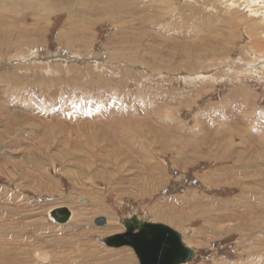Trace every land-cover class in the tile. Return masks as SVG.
<instances>
[{"label":"rangeland","instance_id":"rangeland-1","mask_svg":"<svg viewBox=\"0 0 264 264\" xmlns=\"http://www.w3.org/2000/svg\"><path fill=\"white\" fill-rule=\"evenodd\" d=\"M32 1L38 15L13 6L0 16V253L15 244L31 259L0 264H140L133 248L104 244L134 215L179 232L196 253L188 264H264L263 234L227 229L264 222V200L253 199L264 192L254 184L264 177V17L237 0H170V13L121 20ZM122 124L135 126L134 142ZM235 150L249 172L238 184ZM236 199L245 207L233 217ZM56 207L71 213L65 226L77 213L83 222L65 228L69 246H59Z\"/></svg>","mask_w":264,"mask_h":264},{"label":"bare ground","instance_id":"bare-ground-1","mask_svg":"<svg viewBox=\"0 0 264 264\" xmlns=\"http://www.w3.org/2000/svg\"><path fill=\"white\" fill-rule=\"evenodd\" d=\"M36 1V0H35ZM41 2H42V5H41V8L42 9H44V10H48L49 12H48V14L50 13V12H54V10H56V11H59V10H61V9H66V8H68V9H71V10H73L74 12L77 10V11H81L82 9L81 8H88V9H90V10H93L92 11V14H95L96 12H97V10H94L93 8H96V9H98V10H102L101 12H99V15L100 16H109V15H114V16H117L118 14H121L122 16H118L119 18H120V20L121 19H123V18H127V17H136V14L137 13H139V14H141L142 16H146V17H154L153 16V14H157L158 15V17L159 16H162L161 14L163 13V12H165V11H168V13H170L171 11H172V9L173 8H171V1L170 0H40ZM130 2L131 1V4L128 6V7H130V10L129 11H127V12H125V10H124V3L125 2ZM237 1H239L237 4L238 5H241V6H243V7H245L249 12H250V15H253V16H255V17H259V16H261L262 15V17H264V14H262V12L264 13V0H247V1H245V3H243V0H237ZM36 2H38V1H36ZM1 3H3V5L1 6V8H0V16H3V15H5V16H8L9 14H10V12H11V10L12 11H15V9H13L12 7L13 6H17V9H19V7H22V9H25V8H29V9H34V1H32V0H20V2H17V1H15V0H12V2H10V3H8V2H1ZM39 3V2H38ZM170 4V5H169ZM178 4V3H177ZM208 5H209V3H208ZM229 5H230V7H237V6H232L231 5V3H229ZM228 5V6H229ZM77 7H79L78 9H77ZM173 7V6H172ZM240 8H242V7H240ZM17 9H16V11H17ZM137 9H139V11L137 12ZM189 9V8H188ZM232 9V8H231ZM35 10V9H34ZM150 10H153V13H151L150 12ZM185 11H186V9H184ZM227 10H229V9H227ZM21 11V10H20ZM37 10H35V12H36ZM40 11V10H39ZM38 11V12H39ZM184 11V12H185ZM4 12V13H3ZM141 12V13H140ZM183 12V10L181 11V12H178L179 14L178 15H183V14H185ZM186 12H188V11H186ZM234 12H235V14H237V13H240L241 12V10L239 9V7H237V9L236 10H234ZM188 13H190V12H188ZM188 13H186L184 16H187V15H189V16H192V14H188ZM226 13V12H225ZM234 14V13H233ZM242 14V13H241ZM245 14V13H244ZM36 15H38L37 14V12H36ZM45 15V14H44ZM243 15V14H242ZM138 17V16H137ZM168 17V16H167ZM195 17V16H194ZM240 17V16H239ZM238 17V18H239ZM235 18V17H234ZM145 17H143V19H142V21L145 23ZM245 19V20H244ZM175 20V19H174ZM240 21H243L244 23H246V22H248L249 24H250V26H252V27H250V28H252V29H257V30H259V27L261 26V25H258V24H256V25H254L251 21H249V20H246V18H244V17H242V20H240ZM168 22V21H167ZM218 22V21H217ZM239 22V21H238ZM257 22V21H256ZM123 24H124V22H123ZM169 23H162V26H161V29H167V25H168ZM248 26V25H247ZM259 26V27H258ZM212 27V26H211ZM251 29V30H252ZM263 29V28H262ZM259 31H261V29L259 30ZM120 32V31H119ZM263 35H264V33H262ZM258 37V36H257ZM257 37H254V38H257ZM257 40H258V38H257ZM258 41H262V39H260V40H258ZM261 45V44H260ZM124 50V49H123ZM212 51H214V50H212ZM135 55V54H134ZM125 61V60H124ZM28 69V68H27ZM130 77V76H129ZM8 79V78H7ZM10 79V78H9ZM4 80L6 81V76H4ZM8 81V80H7ZM15 90V89H14ZM113 90V89H112ZM121 90V89H120ZM255 110V109H254ZM69 117V116H68ZM128 128H130V130L128 131ZM133 128H135V126L132 124V127L130 126V124L128 125V126H126V125H124L123 126V124H122V126H119L118 127V129H121V136H122V138L124 139L125 137V139L127 140H131V141H133L134 142V138H135V136H134V134L132 133V129ZM150 134V133H149ZM158 135V134H157ZM226 137V136H225ZM153 138V137H152ZM157 138V137H156ZM234 138V137H233ZM91 140V139H90ZM45 141V140H44ZM234 140H232V142H231V145H235L234 144V142H233ZM38 142V141H37ZM159 142V141H158ZM230 144V143H229ZM115 146V145H114ZM236 146V145H235ZM229 148V147H228ZM234 148V147H233ZM228 150V149H227ZM226 150V151H227ZM118 152V151H117ZM119 153H121V152H119ZM118 153V154H119ZM123 153V152H122ZM224 153V152H223ZM225 155H227L226 153L224 154V156ZM242 156V151H241V153L239 152V151H237V150H235L234 151V155H233V157H231V158H229V159H232V162H233V166H232V168H231V171H232V174L234 175V184H238L237 183V181H239V176L240 175H243L244 176V174L245 173H247V176H248V174H249V172H248V166H245L244 164H243V162H241V160L244 158V157H241ZM144 158V157H143ZM223 159H224V157H222ZM225 158H228V157H225ZM259 159H261V161H262V163L261 162H259V163H261L262 165H263V169H264V157H259ZM96 162V161H95ZM107 162V161H106ZM146 162V161H145ZM158 167V166H157ZM80 168V167H79ZM262 168V167H261ZM43 170V169H42ZM79 171V170H78ZM81 171V170H80ZM114 172V171H113ZM160 172V171H159ZM158 174H160V173H158ZM154 175V174H153ZM73 176V175H72ZM210 177V176H209ZM77 178V177H76ZM160 178V177H159ZM221 179V178H220ZM256 186H258V187H260V188H264V177L262 176V178H261V180L259 181V183L258 184H256V183H254ZM236 186V185H235ZM238 186H240V185H238ZM242 189H244V194H248V195H246V197H247V199H249L250 198V195H249V193H250V190H251V188L249 187V186H244V187H241ZM3 189V188H2ZM152 189V188H151ZM6 193V195H8L7 197H8V200H11V198H12V196H16V195H13L10 191H6L5 192ZM12 195V196H11ZM18 197V196H17ZM244 198V197H243ZM260 198H262L261 200H264V192L262 193V195L259 197V198H257L256 196L253 198L254 200H256V203H258V201L260 200ZM246 203H249V202H247L246 201ZM230 204H232L231 206H232V213H231V215L234 217V215H236L237 214V209L239 208V206H240V204L241 205H244V207H245V201H241V200H239L238 201V199H236V200H234L232 203H230ZM262 206V205H261ZM96 207V206H95ZM57 208V207H56ZM57 209H63V208H57ZM66 209V208H65ZM56 210V209H55ZM258 210V209H257ZM54 211V210H53ZM70 212V211H69ZM262 212V211H261ZM73 213V212H72ZM97 213V212H96ZM210 213V211H204V212H202L201 214L203 215V214H206L207 216H206V219H207V217H209V214ZM4 214V213H3ZM51 214V213H50ZM220 215V214H219ZM74 218H73V220H72V222H70V224L68 225L67 224V226H65V224L67 223H63L62 221H56V223L57 224H59L58 225V228L57 229H59L60 230V235H62L61 237H59V239H58V241H59V246L60 247H62L63 245H68V243H67V241H63V240H65V238H66V236L64 235V232H65V228L66 227H69V228H67V229H69V230H71V232H73L74 231V229L75 228H78V226H82V224H83V222L82 223H80V224H78V226L76 225L75 226V223H76V218L78 217V213L76 214V215H74L73 216ZM173 217V216H172ZM220 217H222V216H220ZM256 217V216H255ZM101 218H103V222H101V221H99L98 223H97V225L98 226H104L105 224H107L108 223V226L107 227H110L109 225H110V220L112 219L113 220V218H110V220L108 219H106V218H104V217H100V220H102ZM227 218H229V219H233L232 217L230 218V217H226V219ZM97 219V218H96ZM205 219V220H206ZM236 219H238V218H236ZM209 220V219H208ZM234 220V219H233ZM173 221H175V219L173 220ZM244 221H246V220H244ZM249 221H252L251 219L249 220ZM249 221L248 222H246V223H241V221H237V224H235L234 226H228L227 227V229H229L230 231L232 230V231H240L243 235H246V233L247 232H250V230H254L250 235V237H252V235L254 236V234H263L264 235V233H260V232H258L257 230H258V228H259V226L261 225H264V222H263V220H262V222H254L255 224L254 225H251L250 223H249ZM85 222V221H84ZM176 223H178V221H175ZM86 223V222H85ZM114 223V220L111 222V227L112 226H114L115 224H113ZM252 223V222H251ZM1 224V223H0ZM5 224V223H4ZM35 224V223H34ZM41 223H36V228L39 230V227H42L41 225H40ZM95 224H96V222H95ZM104 224V225H103ZM228 224V223H227ZM230 224V223H229ZM86 225V224H85ZM47 226V225H46ZM52 227H50V228H46L47 229V231H44V233L45 232H50L51 230H53L54 229V227H53V225H51ZM4 227H5V225H4ZM35 228V227H34ZM113 228V227H112ZM210 228H212V229H215L214 227H210ZM12 229V227L11 228H7V231H8V233H9V237H12V238H16L17 236H18V233L17 232H20L19 231V229H17V230H11ZM36 229V230H37ZM3 228L0 226V235L2 236V233H3ZM54 231V230H53ZM122 233H125V232H122ZM67 234V233H66ZM117 234H121V232H119V233H117ZM114 235H116V234H114ZM114 235H112V236H114ZM111 236V237H112ZM44 237V236H43ZM264 237V236H263ZM7 238V237H6ZM49 238V237H48ZM37 239H39V238H37ZM41 239V238H40ZM8 240V239H7ZM6 240V241H7ZM57 240V239H56ZM26 241V240H25ZM73 242V241H72ZM77 242V241H76ZM8 243H10V242H8ZM16 243V242H15ZM184 243V242H183ZM4 244V246H3V248H5L6 246H5V243H2V242H0V246H2ZM13 244V243H12ZM17 244V243H16ZM52 245H54L53 243H51ZM70 245H71V243H70ZM59 246H55L54 245V247L56 248V249H59L60 250V252H65L64 250V248H60ZM69 246V245H68ZM75 246V245H74ZM256 246V245H255ZM13 247H14V252H13V250L10 248V247H8L10 250H12V251H10L9 249L8 250H5L6 252H1L0 253V255H2V256H4L3 258H11V257H15V256H17V257H19L20 259L21 258H24V259H28V260H30L31 259V252H29V250L28 249H18V247L19 246H16L15 244H13ZM78 247V246H77ZM123 247H125V246H123ZM129 247V246H128ZM112 248H116V247H112ZM64 249V250H63ZM93 249V248H92ZM47 250V249H46ZM67 250V249H66ZM82 250V249H81ZM89 250V249H88ZM54 251V250H53ZM79 251V250H78ZM255 251V250H254ZM35 252V251H34ZM55 252V251H54ZM57 253V252H56ZM77 253V252H76ZM131 253H133V256H135V257H137V259H138V261H139V263H140V260H139V257H138V254L135 252V250L133 249V252H131ZM35 254H37V253H35ZM58 254V253H57ZM62 254V253H61ZM70 254V253H69ZM90 254V253H89ZM89 254H88V256H89ZM64 255V254H63ZM71 255V258L73 257L72 255L73 254H70ZM52 256V255H51ZM61 257V255H58V257ZM67 255L65 254V256L64 257H66ZM132 256V257H133ZM48 257H50V256H48ZM54 257V256H53ZM63 257V256H62ZM61 257V258H62ZM67 257H69V255L67 256ZM87 257V256H86ZM91 257V256H90ZM94 257V256H93ZM61 258H59V259H61ZM70 258V257H69ZM75 258V257H74ZM73 258V259H74ZM79 257H77V259H78ZM53 259V258H52ZM63 259V258H62ZM65 259V258H64ZM76 259V258H75ZM95 259V258H94ZM2 260V259H1ZM7 260H9V259H7ZM39 260H40V258H39ZM55 260H56V258H55ZM58 260V259H57ZM65 260H67V259H65ZM80 260V259H79ZM53 261V260H52ZM59 261V260H58ZM83 261V260H82ZM85 261V260H84ZM14 262V261H13ZM35 262V261H34ZM61 262V261H60ZM60 262H58L57 264H59ZM71 263L73 262V261H70ZM113 262V261H112ZM128 262V261H127ZM126 262V263H127ZM262 263V262H261ZM260 263V264H261ZM12 264V263H11ZM35 264H42L41 263V261H37L36 260V263ZM50 264V263H49ZM107 264V263H106ZM116 264H118V262L116 263ZM119 264H121V263H119Z\"/></svg>","mask_w":264,"mask_h":264},{"label":"water","instance_id":"water-1","mask_svg":"<svg viewBox=\"0 0 264 264\" xmlns=\"http://www.w3.org/2000/svg\"><path fill=\"white\" fill-rule=\"evenodd\" d=\"M52 216L56 221L66 223L71 213L65 208L56 209ZM124 227L125 233L104 239V244L116 248H133L140 264H188L196 257L195 250L183 243V236L168 225L145 222L134 215L125 219Z\"/></svg>","mask_w":264,"mask_h":264}]
</instances>
